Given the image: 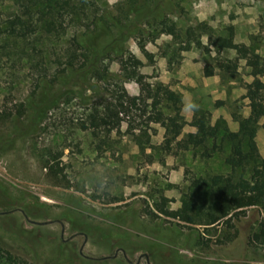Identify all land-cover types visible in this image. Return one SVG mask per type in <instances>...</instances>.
Wrapping results in <instances>:
<instances>
[{"label": "rangeland", "instance_id": "374dc122", "mask_svg": "<svg viewBox=\"0 0 264 264\" xmlns=\"http://www.w3.org/2000/svg\"><path fill=\"white\" fill-rule=\"evenodd\" d=\"M96 3L110 15L124 17L128 12L121 26L97 41L98 47L108 50L101 67L106 64L107 70L119 72L120 54L131 53L140 59L138 71L144 81L160 80L169 87L167 99L161 101L163 112L172 114V104L180 107L185 123H179V137L195 131L190 124L193 110L186 108L189 103L208 109L211 122L220 115L231 131L241 130L230 113L245 115L254 107L256 94L264 90L260 66L264 60V0ZM13 9L14 0H0V18ZM120 9L125 14L120 15ZM150 11L165 14L180 25L203 20L217 30L232 24L237 48L221 54L236 61L237 72H202L204 64H214L213 46L183 47L167 67L160 54L169 37L158 35L157 29L140 18ZM71 34L68 31L60 40L47 41L44 51L31 61L0 54V114L19 111L17 119L24 129L13 130L10 121L0 116V249L33 264H264V244L249 241L264 220L259 206L241 208L229 221L231 225L222 218L211 225L188 227L178 218L189 177L225 172L224 153L200 160L188 152L139 151L131 132L137 134L145 126L150 142L159 143L164 130L158 123H142L146 114L138 109L119 113L118 122L101 120L95 129L81 128V122L87 124L90 106L109 98L106 84L96 76L91 80L98 85L97 94L73 86L56 97L60 85L55 83L53 97L35 107L32 94L38 70L33 61L41 60L50 75L60 66ZM143 49L153 53V61L146 60ZM123 86L131 104H136L139 85L126 80ZM250 144L264 156L262 129L252 134ZM44 147L61 153L58 166L65 181H55L41 167L38 154ZM160 195L167 197V213L159 217L145 214L143 208L153 209Z\"/></svg>", "mask_w": 264, "mask_h": 264}, {"label": "trees", "instance_id": "16d2710c", "mask_svg": "<svg viewBox=\"0 0 264 264\" xmlns=\"http://www.w3.org/2000/svg\"><path fill=\"white\" fill-rule=\"evenodd\" d=\"M98 9L96 0H14L13 11L0 18V54H14L24 61H31L33 56L44 51L47 41L60 40L68 31L72 32L60 66L50 75H47V68L41 60L33 61V66L38 70L32 94L35 107L44 105L53 97L55 93L51 90L55 83L60 85L56 97L75 89L73 86L76 89L84 87L97 94L98 85L91 79L93 76L101 78L106 84L109 98L98 100L90 106L87 124L81 122V128L95 129L101 120L118 122L119 113L138 109L141 114H146L142 123H158L164 130L159 143L150 142L145 126H140L137 134L131 132V140L139 151L150 149L162 152V155L170 151L173 154L188 152L192 158L200 160L224 153L222 163L227 167L225 172L189 177L181 198L183 207L178 212V218L183 224L188 227L206 226L223 218L224 222L231 225L229 221L243 207L256 205L264 211V156L256 146L250 144V137L258 128L264 132V90L256 94L254 107L245 115L234 111L230 113V118L241 124L240 131H231L225 118L220 115L211 122L208 109L196 108L190 116V124L195 127V131L179 137V123H185L180 107L172 104V114L163 112L161 101L163 98L167 99L169 87L160 80L152 83L144 81L138 71L142 64L140 59L131 53L120 54L117 57L119 72L107 70L106 64L101 67L100 60L108 55V50L98 47L97 41L101 35L121 26L123 19L128 17V12L122 17L110 15L104 8ZM119 11L120 15L125 14L121 9ZM140 18L157 29L158 35L163 34L171 40L164 42L165 47L160 54L165 57L167 67L173 65L172 62L183 47L200 49L213 46L214 64H204L202 72L206 75L211 74L214 69L229 74L237 72L236 61L221 54L224 50L237 48L232 24H226L217 30L203 20L180 25L169 20L165 14L151 11ZM157 36L152 35V38ZM36 43L41 44V47L38 48ZM142 52L146 60L153 61L152 52L144 49ZM253 56L258 58L254 52ZM260 66L264 73V60L260 62ZM126 80H133L139 85L136 104L129 101V95L123 86ZM111 83L113 88L109 87ZM15 113L3 112L0 116L3 120L10 121L13 130H24L17 119L19 111ZM60 157L61 153L55 152L51 147H44L38 154L41 167L57 182L65 181V174L58 166ZM159 159L162 160L163 156ZM166 206L167 197L160 195L159 200L154 202V208L146 205L143 212L151 217H159L167 213ZM249 241L264 244V220L259 222ZM0 264L33 263L8 250L0 249Z\"/></svg>", "mask_w": 264, "mask_h": 264}, {"label": "clouds", "instance_id": "9594fccd", "mask_svg": "<svg viewBox=\"0 0 264 264\" xmlns=\"http://www.w3.org/2000/svg\"><path fill=\"white\" fill-rule=\"evenodd\" d=\"M198 106L194 103H189L186 105L187 110H195Z\"/></svg>", "mask_w": 264, "mask_h": 264}]
</instances>
